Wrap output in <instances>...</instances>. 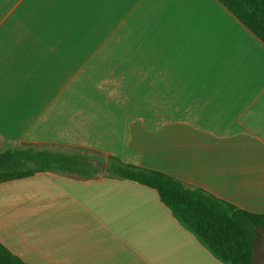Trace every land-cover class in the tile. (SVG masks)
Listing matches in <instances>:
<instances>
[{
	"label": "crops",
	"instance_id": "crops-1",
	"mask_svg": "<svg viewBox=\"0 0 264 264\" xmlns=\"http://www.w3.org/2000/svg\"><path fill=\"white\" fill-rule=\"evenodd\" d=\"M0 144L109 156L264 214V45L216 0H0ZM25 264H224L140 184H0Z\"/></svg>",
	"mask_w": 264,
	"mask_h": 264
},
{
	"label": "trees",
	"instance_id": "trees-1",
	"mask_svg": "<svg viewBox=\"0 0 264 264\" xmlns=\"http://www.w3.org/2000/svg\"><path fill=\"white\" fill-rule=\"evenodd\" d=\"M264 45V0H216ZM83 153L54 148L0 144V184L54 173L130 181L157 192L173 217L220 262L251 264L253 241L264 227V214L239 209L210 193L161 172L109 156L101 173L79 158ZM0 264H25L0 243Z\"/></svg>",
	"mask_w": 264,
	"mask_h": 264
},
{
	"label": "water",
	"instance_id": "water-1",
	"mask_svg": "<svg viewBox=\"0 0 264 264\" xmlns=\"http://www.w3.org/2000/svg\"><path fill=\"white\" fill-rule=\"evenodd\" d=\"M80 161L92 165L97 171L104 173L107 170V165L97 160L90 158H79ZM251 264H264V227L259 228L256 238L253 241V253Z\"/></svg>",
	"mask_w": 264,
	"mask_h": 264
}]
</instances>
